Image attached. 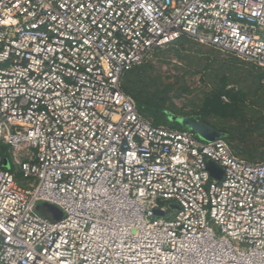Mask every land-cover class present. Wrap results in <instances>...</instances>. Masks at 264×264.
<instances>
[{"label":"built area","instance_id":"built-area-1","mask_svg":"<svg viewBox=\"0 0 264 264\" xmlns=\"http://www.w3.org/2000/svg\"><path fill=\"white\" fill-rule=\"evenodd\" d=\"M184 38L264 71V0H0V264H264V160L122 87Z\"/></svg>","mask_w":264,"mask_h":264},{"label":"rangeland","instance_id":"rangeland-1","mask_svg":"<svg viewBox=\"0 0 264 264\" xmlns=\"http://www.w3.org/2000/svg\"><path fill=\"white\" fill-rule=\"evenodd\" d=\"M257 74L264 71L232 54L186 39L161 49L140 69L126 74L122 87L133 98L163 107L174 127L189 129L191 122L212 126L237 156L258 162L264 160V79L259 80ZM16 182L29 187L20 174ZM52 209L60 211L47 203H40L36 211L49 217Z\"/></svg>","mask_w":264,"mask_h":264},{"label":"water","instance_id":"water-1","mask_svg":"<svg viewBox=\"0 0 264 264\" xmlns=\"http://www.w3.org/2000/svg\"><path fill=\"white\" fill-rule=\"evenodd\" d=\"M190 126V130H192L193 132H195L197 134V136L205 141V142H213L216 139L221 137V134L212 126L206 125V124H202L199 122H191L189 123ZM5 166L7 168H9V164L7 162V160H5ZM208 171L210 172V175L213 179L221 181L223 178V170L216 164L214 163H208ZM53 210V209H52ZM158 215H163V213H161L160 211L156 212ZM45 216V215H43ZM63 213L58 210H53L51 212V214L49 215V217H47L49 220H51L52 222H58L63 218ZM46 217V216H45Z\"/></svg>","mask_w":264,"mask_h":264},{"label":"trees","instance_id":"trees-1","mask_svg":"<svg viewBox=\"0 0 264 264\" xmlns=\"http://www.w3.org/2000/svg\"><path fill=\"white\" fill-rule=\"evenodd\" d=\"M184 40H186V38L182 39L180 42H178L176 44H181V43H183ZM143 65H145V64H143ZM143 65L133 69L132 71L127 73V75L132 73L133 71H135L137 69H140ZM258 76H259V74H257V77ZM261 79H264V74H261L259 76V80H261ZM123 89H124V87H123ZM124 91L133 98V96L129 92H127L125 89H124ZM133 99H134V101H135V103L137 105V108H138L139 112L141 113V115H143L146 118H148L147 115H150V116L157 117L158 119L161 120L160 123L159 122L155 123L156 125H165V126H169L171 128H174V129H177V130H181V131L190 130V128L189 129H179L177 127H174L171 118L165 114V110H164L163 107L155 105L153 102L145 101V100H143L141 98H138V97H135ZM221 135H223V134H221ZM221 137L223 138V136H221Z\"/></svg>","mask_w":264,"mask_h":264}]
</instances>
